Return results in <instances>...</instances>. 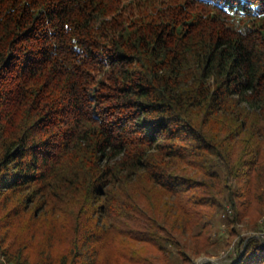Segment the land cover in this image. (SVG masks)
I'll use <instances>...</instances> for the list:
<instances>
[{"label":"trees","instance_id":"16d2710c","mask_svg":"<svg viewBox=\"0 0 264 264\" xmlns=\"http://www.w3.org/2000/svg\"><path fill=\"white\" fill-rule=\"evenodd\" d=\"M263 215L264 0H0V264H264Z\"/></svg>","mask_w":264,"mask_h":264},{"label":"rangeland","instance_id":"374dc122","mask_svg":"<svg viewBox=\"0 0 264 264\" xmlns=\"http://www.w3.org/2000/svg\"><path fill=\"white\" fill-rule=\"evenodd\" d=\"M253 223V222H252ZM250 217L246 216L244 220L237 225L241 230V235L249 240L252 236H262L264 234V215L258 222L260 231H254L250 227L252 225ZM209 241L200 240V238H191L188 234L182 236V240L186 242L188 254L192 257L190 264H235L241 249L238 248L240 238L237 237L235 242L228 245L229 230L223 223L213 227L209 234ZM200 253H196L197 250ZM170 264H181L182 259L178 256L172 259ZM163 264V263H159Z\"/></svg>","mask_w":264,"mask_h":264},{"label":"built area","instance_id":"2783aa9c","mask_svg":"<svg viewBox=\"0 0 264 264\" xmlns=\"http://www.w3.org/2000/svg\"><path fill=\"white\" fill-rule=\"evenodd\" d=\"M261 237V239L264 241V234H262V236H260Z\"/></svg>","mask_w":264,"mask_h":264},{"label":"water","instance_id":"95a60500","mask_svg":"<svg viewBox=\"0 0 264 264\" xmlns=\"http://www.w3.org/2000/svg\"><path fill=\"white\" fill-rule=\"evenodd\" d=\"M243 253H244V251H243Z\"/></svg>","mask_w":264,"mask_h":264}]
</instances>
